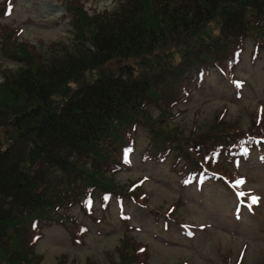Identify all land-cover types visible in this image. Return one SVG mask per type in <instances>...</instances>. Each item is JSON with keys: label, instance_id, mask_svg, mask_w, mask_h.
<instances>
[{"label": "trees", "instance_id": "16d2710c", "mask_svg": "<svg viewBox=\"0 0 264 264\" xmlns=\"http://www.w3.org/2000/svg\"><path fill=\"white\" fill-rule=\"evenodd\" d=\"M56 1L68 35L33 45L14 33L0 44V264H41L36 244L50 224L81 242L85 219L105 222L95 203L100 212L113 202L148 210L162 230L182 222L180 200L151 209L143 177L115 178L138 128L142 159L169 164L181 187L200 189L206 177L234 187V158L264 144L261 98L244 109V128L227 123L224 107L199 125L195 112L186 134L169 124L179 104L202 96L212 71L239 89L245 46L251 61L264 54V0H111L102 11ZM125 235L111 263L144 264V247L122 252Z\"/></svg>", "mask_w": 264, "mask_h": 264}, {"label": "rangeland", "instance_id": "374dc122", "mask_svg": "<svg viewBox=\"0 0 264 264\" xmlns=\"http://www.w3.org/2000/svg\"><path fill=\"white\" fill-rule=\"evenodd\" d=\"M82 1L87 11H102L111 7V0ZM12 2L13 7L4 10L6 14L1 15L0 21L19 27L21 38L31 44L38 41L47 43L68 35L66 16H62L63 7L56 0ZM11 34L14 31L7 36ZM249 51L250 46L246 45L241 62L235 69V73L244 80L236 92L212 71L205 81L202 96H190L185 103L179 104L178 113L169 121L170 126L186 134L192 127L195 112L196 124L199 125L212 121L214 113L224 107L227 123L244 128L247 125L244 109L253 107L258 98L262 99L264 105L261 96L264 54L251 61ZM4 63L14 66L9 62ZM149 109L153 114L156 111L152 107ZM143 131L142 127L137 129L135 150L127 155L126 166L115 174V178L120 183L128 184L140 176L145 177L143 190L147 194L149 207L164 210L180 200L177 217L186 225L174 223L167 232L162 231L159 225L152 224L150 211L127 205V223L131 229L127 230L126 236L114 205L100 212L95 203L94 211L102 214L105 222L94 224L85 219L88 227L82 234L81 242L71 241L65 229L57 224L45 227L43 237L36 244V251L41 255L40 263L59 264V260L65 259V264H113L111 261L116 258V250L121 247L120 238L125 235L129 243L126 242V249L122 247V252L129 253L130 245L144 247V264H221V259L226 264H235L237 256L241 258L240 264H257L264 257L262 221L249 215L246 208L234 218L227 207L233 198L223 185L207 183L204 191L197 192L191 186L181 187L166 162L142 160L141 151L146 141ZM234 169L241 174L239 178L242 184L239 186L252 190L249 195L252 198L256 196L257 209L264 211V146L258 153L252 151L248 159L235 164ZM71 212L78 214L76 208H71Z\"/></svg>", "mask_w": 264, "mask_h": 264}, {"label": "snow or ice", "instance_id": "6c2138e0", "mask_svg": "<svg viewBox=\"0 0 264 264\" xmlns=\"http://www.w3.org/2000/svg\"><path fill=\"white\" fill-rule=\"evenodd\" d=\"M240 195H243V193H240ZM252 203H256V198L255 197L252 198Z\"/></svg>", "mask_w": 264, "mask_h": 264}]
</instances>
